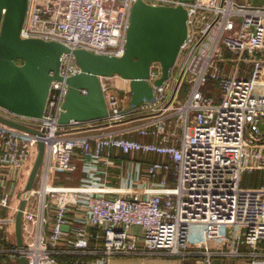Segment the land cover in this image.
<instances>
[{
  "label": "built area",
  "instance_id": "2783aa9c",
  "mask_svg": "<svg viewBox=\"0 0 264 264\" xmlns=\"http://www.w3.org/2000/svg\"><path fill=\"white\" fill-rule=\"evenodd\" d=\"M136 1L28 0L21 38L58 42L70 52L61 57L42 118L0 108L1 117L37 132L0 122V208L6 213L0 264H19L20 257L25 264H109L114 257L264 264V129L257 125L264 123V5L141 0L187 11L186 38L169 78L155 86L161 66L153 62L147 81L154 100L124 110L115 92L130 95V80L99 77L108 108L104 126L139 121L122 134L83 133L98 121L59 123L66 80L79 72L71 51L120 56ZM241 64L250 69L247 76ZM208 81L216 83L217 96L202 91ZM184 82L189 92L177 105ZM256 85L263 86L261 96L253 95ZM38 141L44 144L38 185L26 191ZM78 169L77 184L55 182L56 174L70 177ZM110 169L122 170L117 195L110 191ZM254 171L263 172L262 182L242 186L244 174ZM21 200L19 247L7 226L14 225ZM133 226L140 234L130 233Z\"/></svg>",
  "mask_w": 264,
  "mask_h": 264
},
{
  "label": "water",
  "instance_id": "95a60500",
  "mask_svg": "<svg viewBox=\"0 0 264 264\" xmlns=\"http://www.w3.org/2000/svg\"><path fill=\"white\" fill-rule=\"evenodd\" d=\"M192 2L194 0H179ZM28 0H0V108L28 118L43 117L52 79L59 78L61 57L70 52L54 41L24 39L20 31ZM187 34V11L176 7L150 6L137 0L131 8L123 52L120 56L96 54L83 49L71 51L79 72L67 78L68 91L59 117L60 124L72 121H103L108 115L99 77L129 79V108L132 110L154 100V88L147 81L153 62L161 66V76L154 82L161 86L169 78L180 47ZM81 89L86 90L85 94ZM120 96L123 95L119 91ZM0 122L36 134L27 126L0 116ZM263 130L264 123L257 122ZM37 154L25 190L32 188L44 156V144L37 142ZM21 200L15 215V243L21 247ZM66 229V227H63ZM19 264H25L23 257Z\"/></svg>",
  "mask_w": 264,
  "mask_h": 264
},
{
  "label": "crops",
  "instance_id": "0c3cea01",
  "mask_svg": "<svg viewBox=\"0 0 264 264\" xmlns=\"http://www.w3.org/2000/svg\"><path fill=\"white\" fill-rule=\"evenodd\" d=\"M114 79H116V78L114 77ZM138 123H139V121H135V122L126 124V126L122 125V123L114 124L112 126H107V125L104 126L105 123H103V121H98V122L90 125L89 128L84 129L86 132H83V133L96 135V134H100V133L118 131L119 133L122 134V127H131V126L137 125ZM133 137L137 138L139 140H142V141H149V139L139 137L138 135H135V134H133ZM152 158L161 159V157H159V156H154ZM117 159H122L121 153H118ZM57 176H61L62 179H59ZM69 178L70 177H66L63 174H56L55 182L57 184H63V185H74V184H66V183H70ZM80 178H81V171L78 170V172L75 175L74 183L77 184ZM108 179H109L108 183L110 185L111 193L113 194L115 192L116 193L115 195H117L119 193V190L117 187H118L120 181L122 182V170L110 169V175H109ZM7 229H8V239L11 242H15L14 225H8ZM66 229H67V227H66ZM130 233L138 235V234H140V228L138 226H133L130 229ZM232 263L233 264H246L244 262H239V261L234 260V259H224V260L215 259L214 260V264H232ZM109 264H181V262L179 259L173 258V257H165V258H159V257H147V258H142V257H114L113 259H111L109 261Z\"/></svg>",
  "mask_w": 264,
  "mask_h": 264
},
{
  "label": "rangeland",
  "instance_id": "374dc122",
  "mask_svg": "<svg viewBox=\"0 0 264 264\" xmlns=\"http://www.w3.org/2000/svg\"><path fill=\"white\" fill-rule=\"evenodd\" d=\"M242 2L254 4V5H264V0H242ZM230 56H232V55H230ZM249 71H250V69L247 70V64H241V67H240V74L241 75L247 76V73ZM111 82H113V81H111L110 79L105 81L106 84H111ZM189 88L190 87L186 82H184L180 86V88H179L180 97L178 99V102L176 103L177 105L182 103L186 99L188 92H189ZM262 88H263L262 85H256L254 87V90H253V95L254 96H261L262 95ZM202 91L203 92H209L212 96L218 95V87H217L216 83L212 82V81H208L207 84L202 88ZM115 95L119 100L120 108L127 110L129 108L130 95L127 94V95L120 96L119 92H115ZM262 177H263V172H261V171L246 172L243 176L242 186L259 185L262 182ZM169 182H173V178H170ZM253 182H254V184H253ZM37 185H38V177H36V179L33 183V187H37ZM4 216H6L5 209L0 208V217H4ZM3 229L4 228L0 229V233ZM223 231L226 233L227 236H230L232 233V228L229 226H226L225 228H223ZM237 233H239L238 230H237ZM239 262L246 263L245 261H239Z\"/></svg>",
  "mask_w": 264,
  "mask_h": 264
},
{
  "label": "trees",
  "instance_id": "16d2710c",
  "mask_svg": "<svg viewBox=\"0 0 264 264\" xmlns=\"http://www.w3.org/2000/svg\"><path fill=\"white\" fill-rule=\"evenodd\" d=\"M78 170H79V169H78ZM78 170H77L74 174H72V175L70 176V178H69L70 183H66V184H75V183H74V181H75V175H76V173L78 172ZM57 177H58V176H57ZM58 178H59V179H62L61 176H59Z\"/></svg>",
  "mask_w": 264,
  "mask_h": 264
}]
</instances>
